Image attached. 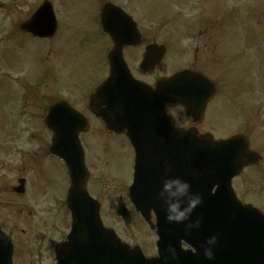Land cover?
Returning <instances> with one entry per match:
<instances>
[{
	"label": "rangeland",
	"instance_id": "1",
	"mask_svg": "<svg viewBox=\"0 0 264 264\" xmlns=\"http://www.w3.org/2000/svg\"><path fill=\"white\" fill-rule=\"evenodd\" d=\"M40 1L42 0H0V204L9 206V208L5 207L2 210V219L9 218L8 223H12V226L21 225L24 229L26 228L23 226V220L21 219L25 215L21 209L28 206L30 204L28 202L34 200V198L30 195L27 197L17 196L12 191H6V188L18 186V178L33 169L34 171L29 175L30 180L35 177L42 182V186H47L48 182L50 183L46 172L43 170L45 166L42 169L44 163L40 158H42L43 148L41 144L37 145L29 140V136L33 141L45 138L46 132L40 121L45 108L39 110L40 102L37 95L33 96V101L26 97L27 102L24 106L26 119L25 116H19V111L17 112L19 118H15L17 103H13L12 96L6 92L7 87H14L11 82L6 81L13 66L11 61L6 59L4 42L10 46L18 43L19 40L12 36L13 29L8 25V21L12 17L10 16L9 20L7 19L6 14L8 12L5 8L17 10V12H11L12 15L16 13L28 15L33 7L37 8L39 6ZM93 1L94 3L97 2V0ZM178 1L180 3L173 2V0H122L124 4L134 2L141 5L140 10L134 7L130 11L140 21L146 32V37L149 39L164 42L168 35L186 34L185 32L193 29L187 33L185 39L179 38L170 42V75L191 68L193 65L197 69L203 70L209 79L217 85H221L216 108L218 112H213L215 102L212 108V112L215 113L212 117L213 122H208L203 129L205 131L212 130L219 137L244 131L245 126L243 125L248 122V117L245 116L252 111H258L255 108V102L258 100L263 87V85L258 87L255 85L258 82L255 73H261L258 59L255 66H253V73H251L248 64L244 59H241L239 54L243 49L246 38L257 36V32L250 33L249 29L243 25L244 0ZM253 1L256 2V0ZM77 2V0H71L67 3L64 14L71 22V26L63 36L57 38L55 54L40 58L37 53L29 52L27 46L22 48L26 52L27 64L32 66L31 61L36 64L35 70L38 74L40 73V77L44 78L40 81H46L47 86L51 88V92L55 88L51 80H54L58 89L62 88L65 93L81 95L95 90L105 77L106 45L101 39L96 26L97 18L91 12V6H84V4L80 6ZM181 2L187 3L188 6H190V3H194L195 6L191 10H182L180 6L183 3ZM205 5L207 7H204ZM147 16L150 18L148 21H146ZM203 23L208 26V28H204V31L195 28L203 26ZM16 28L18 27L16 26ZM170 31L174 34H168ZM214 36H218V38ZM211 37H213L212 43L218 44L219 59L210 62L208 65L206 64V57L212 55V52L210 53L212 44H208ZM26 43H29V41L26 40ZM43 44L46 43H40L41 46ZM181 48V53H189L182 60L177 57L178 50ZM196 48L199 50L198 56L200 59L198 62H195L193 58ZM172 51L176 52L173 53ZM2 68H4L3 71ZM26 75L32 81L36 77L35 72L31 70H26ZM261 76L264 81L262 74ZM58 77L60 79H56ZM27 86L28 91L33 90L34 92L36 90L32 83H27ZM35 93L40 97L50 94L42 90H36ZM70 95L72 96V94ZM50 100L45 101L50 102ZM43 104L47 103H41V105ZM78 105L80 106L79 103ZM238 118L240 120L237 121ZM18 121H28L29 127L34 128H26ZM229 122H232L233 127ZM250 124L251 131L260 135L262 122L258 119H252ZM7 138L9 139L6 141ZM94 140L98 150H103L105 141L97 136H94ZM85 143L88 147L89 144L86 140ZM256 144H254L255 148L258 146ZM114 148L117 153L114 163L119 176L124 173L126 177H131L133 166L132 148L127 140L122 138L115 141ZM37 155L41 157H37L39 159L31 158ZM87 156L89 160L88 148ZM47 169L50 171L49 177L52 180L53 191L56 190L55 186L64 188L63 186L67 183L64 164L58 160H52L48 162ZM104 171L112 178L117 176L112 170V165L105 167ZM263 179L264 166L255 168L250 172L246 171L245 175L236 183L240 197L245 198L247 202L260 209H264V200L260 193L262 186L264 187ZM47 194V191L43 190L42 197L45 198ZM104 201L102 216L106 224L117 230L124 242L132 246L142 247L145 255L155 256L157 252L155 244H153L151 251L148 245L155 242L156 236L150 232L147 224L134 213L133 224L128 228L125 227L122 220L114 215L115 194L108 190ZM34 210L35 214L40 216V212L44 208L37 207ZM63 223L67 224L66 221H63ZM59 225H61V219ZM27 230L30 231V236H32L33 232L30 229ZM28 262L29 259L24 258L21 264H28Z\"/></svg>",
	"mask_w": 264,
	"mask_h": 264
},
{
	"label": "water",
	"instance_id": "2",
	"mask_svg": "<svg viewBox=\"0 0 264 264\" xmlns=\"http://www.w3.org/2000/svg\"><path fill=\"white\" fill-rule=\"evenodd\" d=\"M53 12L50 4L45 3L37 13L35 22L28 23L23 29L36 35L37 37H51L54 33ZM107 16V15H106ZM106 16L103 24L106 27ZM121 23L126 21L121 19ZM149 55L148 58H150ZM147 62V58H146ZM149 65V62L146 63ZM112 76L108 86L114 87L117 97L123 94V106L120 105V116L114 122H108L110 129L117 133L127 131V136L132 140V144L137 150L138 184L143 180H149L148 170L144 168V160L152 158V144L149 139L153 137L152 127H150V115L148 98L151 96L160 98L163 105L167 103L183 104L185 97H201L208 99L205 88L210 89V84L202 77H196L189 71L182 72L167 81L157 84L155 91L146 87L148 93H143L140 86L129 83V72L121 59V49L116 48L111 56ZM117 77V78H116ZM116 79V81H114ZM104 88V89H105ZM146 98H142V96ZM145 108V115L133 124L134 113ZM53 108L51 112L56 111ZM170 132L165 136L178 140L167 141L170 146L179 145L183 152L186 150L187 161L191 162V170L198 166V172L202 178V183L195 188L190 183V189L186 198L185 213L180 230V221L173 220L165 222V212L163 204L151 203L154 200V192L149 189L145 191V205L138 209L145 215L154 209L158 215V231L161 237L159 243L160 257L158 259H146L139 250H130L124 244L118 242L110 231L102 228L99 218V207L94 201L89 199L86 191L87 172L84 167V155L80 145L78 135H71L64 128L63 132L56 133L53 142L52 153L63 159L69 167L72 180L68 205L71 207L76 226L90 227L96 221L99 232L106 235L117 249V255H107V264H264V227L256 235L253 243L248 234L252 225L248 223L245 210L241 207L231 188L232 179L237 176L242 168L257 161V157H250L247 152V143L242 138L229 141L216 142L210 135L200 137L195 131H178L174 128L172 119L170 120ZM146 140V141H143ZM175 141V142H174ZM195 161L197 163H195ZM217 186L216 193H213ZM158 192V191H157ZM160 198L161 194L157 193ZM235 197V198H234ZM82 199V204L78 201ZM198 198V199H197ZM71 202V204H70ZM191 202V205H189ZM250 209V208H248ZM243 211V212H242ZM125 217V214H122ZM127 213L126 221H129ZM96 218L95 221H90ZM150 219V216L147 217ZM199 221L198 227H189ZM264 222V220H263ZM182 236L186 238V243L194 248L192 251H183L180 247H173L177 239ZM215 237V243L208 244L210 238ZM240 239V244L247 245L241 250L233 249V239ZM165 239V241H164ZM211 248L213 259L205 256V249ZM11 243L0 231V264H11Z\"/></svg>",
	"mask_w": 264,
	"mask_h": 264
},
{
	"label": "flooded vegetation",
	"instance_id": "3",
	"mask_svg": "<svg viewBox=\"0 0 264 264\" xmlns=\"http://www.w3.org/2000/svg\"><path fill=\"white\" fill-rule=\"evenodd\" d=\"M257 2V3H256ZM244 0V15H243V25L249 29L250 33L257 32L256 37H248L243 45V49L240 51L241 59H244L249 66L250 72L253 73V66L257 63V59L260 63L261 73H255L257 76L258 82L255 84L257 87L259 85H263L261 88L260 96L258 100L255 102L256 109L258 111H252L248 113L245 117H248V122L244 123L245 126L244 131L241 132H233L228 135V138L242 135L247 138L250 142V148L253 152H257L262 156V164L260 168L264 166V81L262 79L261 74L264 77L263 68H264V0ZM71 26V22L66 19L64 22V28L68 30ZM142 32V44L138 47L126 48L124 49V57L127 61H135L139 58L141 59L146 51V49L151 45H162V43L158 42L155 39L148 40L147 37L144 35L143 30ZM102 40L104 41L107 51L111 48L113 49V43L111 37L106 35L104 32H101ZM171 40L169 37L168 42ZM105 47V48H106ZM167 47V46H166ZM110 50V51H111ZM219 47L218 45L214 44L211 47L212 55H207L206 64H210V62L216 61L219 59L218 57ZM199 50L196 48L194 52V61L198 62L200 57L198 56ZM189 53L183 52L180 53V60L182 58L187 57ZM191 57V56H190ZM170 50L169 47L167 48V52L163 58V61L159 67H157L154 71L149 74H141L140 78L143 82L151 85L154 87L158 80L161 78H168L170 77ZM194 70H197L194 68ZM217 85V83H216ZM218 87V85H217ZM220 97V90L219 87L217 88L216 94L212 97L210 102L208 103L204 118L195 125L198 129L200 134L211 133L217 139H224L225 137H219L215 134L214 131L208 130L205 131L203 127L208 122H213V112L218 110L217 103ZM90 96L84 94L80 96H76L73 98L72 106L81 112L90 123V129L86 133L87 137L89 138V142H92L93 151L90 152V157L86 158V164L88 166L90 176H89V192L91 196L100 202L101 206L105 203L104 198L107 195V191L109 190L111 193L115 194V198L119 195L120 198L118 200H123L124 195H121L123 192L125 193L127 189L131 185V177L133 175L134 170V152H133V166H132V174L131 177H126L123 173L119 176L117 168L115 166L114 160L117 158V153L114 148V143L119 138L127 140L124 136H115L106 132L104 124L101 120L97 119L95 116H92L88 110L89 107ZM84 103L87 107V114L84 113L77 105V103ZM216 102L213 108V104ZM213 108V112H212ZM166 112L168 115H172L175 119V125L177 128L185 129V128H192L194 126V118L187 117L186 111L178 106H170L166 107ZM160 116L163 117V112H160ZM217 116V115H216ZM252 119H258V121L262 122V127L260 130V135L255 134L251 131V124L250 122ZM240 118L237 119V121ZM229 124L233 127L232 122ZM207 127V126H206ZM105 133L108 140H105V147L102 150H98L97 146L95 145L94 136L98 134ZM258 144L257 148L254 147V144ZM256 144V145H257ZM133 151V150H132ZM103 154V155H102ZM102 155V156H101ZM112 160V162H111ZM112 165V170L114 174L117 175L115 178L110 177L105 171V167H110ZM254 170V168H246L242 174L234 180V189L237 193L238 198L244 204H250L246 201L245 198L240 197V193L236 187L237 180L242 178L246 171ZM34 171V169L28 173H24L22 179H25V194L24 197L30 195L34 198V200L29 201L28 206L35 207V208H44V211L40 212V216L36 215L35 212H29V221L27 226L33 232V237L27 239V236H30L31 233L28 230L20 229L21 235L24 237L22 241H20V251L19 255L16 256L15 262L16 264H21L22 257L25 254L32 255L35 258V261L31 264H59V258L56 254V246L62 242H65L68 236V233L71 228L68 227L67 224H64L63 221L67 223L68 211L63 209V199L61 195L52 190L51 184L49 186H42V182L37 180L33 177V180L29 179V175ZM31 184V186H30ZM264 184V179H263ZM43 190L47 191V196L45 198L42 197ZM66 191V190H65ZM261 197L264 200V187L262 186L261 189ZM65 206V205H64ZM26 208L23 207L22 210ZM65 208V207H64ZM2 210L3 206L0 205V218L2 217ZM61 219V225H59V221ZM105 222V221H104ZM7 232L11 235H15L18 231V226H6ZM69 229V230H68ZM68 232H65L67 231ZM31 247H30V245Z\"/></svg>",
	"mask_w": 264,
	"mask_h": 264
},
{
	"label": "clouds",
	"instance_id": "4",
	"mask_svg": "<svg viewBox=\"0 0 264 264\" xmlns=\"http://www.w3.org/2000/svg\"><path fill=\"white\" fill-rule=\"evenodd\" d=\"M189 185L186 182H181L178 179L173 181H166L164 185V193L167 194L166 203H168V220L169 221H182L186 219L185 207L181 203V200L186 198L188 195ZM198 199V198H197ZM191 205V202H189ZM199 221L195 224L189 225V227H198ZM216 238L212 237L209 239L208 244L212 245L215 243ZM205 256L208 259H213V252L211 248L205 249Z\"/></svg>",
	"mask_w": 264,
	"mask_h": 264
}]
</instances>
